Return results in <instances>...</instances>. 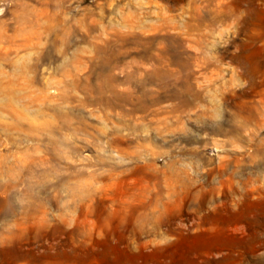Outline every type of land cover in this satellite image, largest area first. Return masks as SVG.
I'll return each mask as SVG.
<instances>
[{
	"label": "rangeland",
	"instance_id": "374dc122",
	"mask_svg": "<svg viewBox=\"0 0 264 264\" xmlns=\"http://www.w3.org/2000/svg\"><path fill=\"white\" fill-rule=\"evenodd\" d=\"M0 264H264V0H0Z\"/></svg>",
	"mask_w": 264,
	"mask_h": 264
}]
</instances>
